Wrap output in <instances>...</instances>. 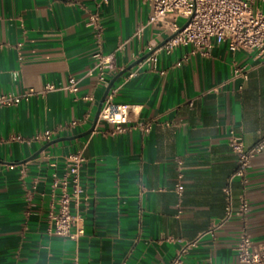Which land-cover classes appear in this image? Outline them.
<instances>
[{"label":"crops","instance_id":"crops-1","mask_svg":"<svg viewBox=\"0 0 264 264\" xmlns=\"http://www.w3.org/2000/svg\"><path fill=\"white\" fill-rule=\"evenodd\" d=\"M256 7L264 12V0ZM95 12L100 39L88 25ZM152 13L150 0H0V94L79 79L76 94L59 89L0 106V138L20 137L0 142V264H72L75 256L80 264H171L191 243L184 264H235L243 231L264 245V150L247 182L232 183L229 217L224 192L238 164L230 131L248 148L264 137L263 58L216 41L208 56L192 54L191 45L159 50L157 68L145 58L110 91L116 103L131 106L127 130L112 133L114 124L95 121L115 75L172 34L149 22ZM99 50L117 54L118 70L105 82L94 69ZM237 68L248 78L235 75ZM74 119L80 124L73 129L33 139ZM82 147L85 234L77 245L50 232L49 214L57 198L53 176H63L67 154ZM177 157L184 161L181 201Z\"/></svg>","mask_w":264,"mask_h":264},{"label":"built area","instance_id":"built-area-1","mask_svg":"<svg viewBox=\"0 0 264 264\" xmlns=\"http://www.w3.org/2000/svg\"><path fill=\"white\" fill-rule=\"evenodd\" d=\"M108 0H103L107 2ZM153 13L150 16V23L163 24L172 34L169 39L158 50L150 54L146 62L149 66L157 68L158 51L166 53L173 52L181 45H191L192 54L208 56L211 53L213 41L225 43L232 51H244L255 53L256 57L264 59V12L257 10L258 0H150ZM183 19L184 22H180ZM88 25L92 27L98 38L102 36V25L100 15L95 12L90 15ZM141 31H138L139 34ZM1 45V43H0ZM121 48V46H120ZM96 60L94 69L98 72V81L105 82L108 73L116 72L117 54L116 51L104 54L97 51L94 54ZM235 75L244 79L248 78L245 69L237 68ZM59 89L68 90L71 93H78L79 79L69 77L66 85L61 86L54 83H47L43 89L30 88L20 94L1 93L0 106L19 105L23 101H29L33 96L44 95L50 91ZM85 99H91L85 96ZM131 106L118 104L114 101L113 95L109 93L104 101L98 120H105L115 125L112 133L124 132L127 130ZM80 124V120L74 119L55 130H45L34 136V140H50L61 131L70 130ZM148 131L151 123L144 125ZM0 138V142L19 139ZM228 143L237 155L238 164L236 171L230 177L224 189L227 202L226 215L229 217L234 211L232 183L239 179L243 184L247 182V173L252 167L253 159L264 150V137L252 147H246L243 137L230 131ZM86 162L85 147L66 156V171L63 176L55 174L52 179V188L57 191V198L51 204L49 214L51 228L50 232L55 235L69 238L78 245L85 234L84 218L80 213V207L86 196L82 184V169ZM177 179L174 192L181 201L184 195V161L181 157L176 158ZM30 200L33 195L27 194ZM180 205V204H179ZM249 210L248 201L244 195L240 197L239 213L244 214ZM193 243L183 246L178 250L175 259L171 264H184L183 256ZM237 262L235 264H264V245L256 246L248 232L243 231L236 245ZM72 264H80L78 256H75ZM204 264H230L214 263L209 261Z\"/></svg>","mask_w":264,"mask_h":264},{"label":"water","instance_id":"water-1","mask_svg":"<svg viewBox=\"0 0 264 264\" xmlns=\"http://www.w3.org/2000/svg\"><path fill=\"white\" fill-rule=\"evenodd\" d=\"M168 39H169V38H168ZM168 39H166V41H167ZM166 41H165V42H166ZM165 42H163V43L161 44V46L164 45ZM154 50H156V49H153L152 51H150L149 53H147L145 56H143L142 58L138 59V60L135 61L133 64H131L129 67H127L126 69L120 71V72H119L117 75H115V77L109 82V84H108V86H107V88H106V90H105V93H104V95H103V98L101 99V102H100V104H99V108H98V111H97V114H96L95 121L98 120L99 113H100V111H101L102 105H103L104 101L106 100L107 96L109 95V93H110V91H111V89H112V87H113L115 81L117 80V78H119L123 73H125V72L128 71L129 69H131L134 65H136L137 63H139V62H141L142 60H144L145 58H147L150 54H152V53L154 52ZM93 129H94V125H93V127H91V129H90L89 131H87V132L81 134L80 136H84V135L90 133ZM72 138H74V137H72ZM55 141H56V140H55ZM52 142H54V141H52Z\"/></svg>","mask_w":264,"mask_h":264},{"label":"rangeland","instance_id":"rangeland-1","mask_svg":"<svg viewBox=\"0 0 264 264\" xmlns=\"http://www.w3.org/2000/svg\"><path fill=\"white\" fill-rule=\"evenodd\" d=\"M181 22H184V20H183V19H181Z\"/></svg>","mask_w":264,"mask_h":264}]
</instances>
